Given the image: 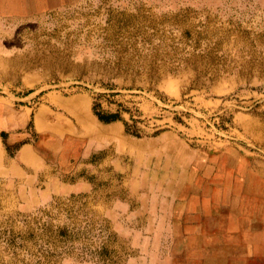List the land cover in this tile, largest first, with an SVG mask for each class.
Segmentation results:
<instances>
[{
    "label": "rangeland",
    "instance_id": "374dc122",
    "mask_svg": "<svg viewBox=\"0 0 264 264\" xmlns=\"http://www.w3.org/2000/svg\"><path fill=\"white\" fill-rule=\"evenodd\" d=\"M100 10L114 27L82 48L102 71L0 79V264L167 262L166 241L192 234L184 228L203 211L200 199L175 197L170 173L189 166L170 164L172 151L200 171L228 149L247 167L264 160V0H114ZM76 94L119 132L67 155L47 129L63 112L54 98ZM254 123L261 139L247 131Z\"/></svg>",
    "mask_w": 264,
    "mask_h": 264
},
{
    "label": "bare ground",
    "instance_id": "6f19581e",
    "mask_svg": "<svg viewBox=\"0 0 264 264\" xmlns=\"http://www.w3.org/2000/svg\"><path fill=\"white\" fill-rule=\"evenodd\" d=\"M112 1L100 0L95 5L96 0H0V79L16 81L24 70L48 75L66 71L71 74L102 71L95 57L84 54L82 44L94 45L99 35L111 32L114 23L110 20L107 26L104 25L106 16L100 8L104 2ZM253 63L260 66L262 62L255 60ZM257 125L247 127L248 133L255 135ZM196 180L191 178V186L183 183L181 193L187 195L192 189L196 190ZM245 194L248 198H244ZM225 198L230 199L227 195ZM231 205L235 219L240 212L256 218V230H246L258 234L257 246L264 245V226L260 227L264 224V182L257 180L255 184L251 181L239 198L231 199ZM226 229L235 232L239 228L230 223ZM223 239L236 240L232 235ZM245 240L247 250L244 252L189 250V258L204 260V264H247L252 259L264 260V247L252 252L248 248L254 244V239Z\"/></svg>",
    "mask_w": 264,
    "mask_h": 264
},
{
    "label": "crops",
    "instance_id": "0c3cea01",
    "mask_svg": "<svg viewBox=\"0 0 264 264\" xmlns=\"http://www.w3.org/2000/svg\"><path fill=\"white\" fill-rule=\"evenodd\" d=\"M54 99L63 112L54 115L55 123L50 124L47 130H50L51 133L60 132L59 144H61L59 147L63 149L64 153L68 152L67 155L73 153V147L82 146V144L86 143V139H89V136H91L90 138L109 143L114 131L115 133L119 132L116 127H105L93 118L89 109V99L86 95L76 94ZM46 112L45 110L38 111L36 118L39 120ZM37 124L39 128L43 127L39 121H37ZM70 132L78 133L82 139L78 140V142L68 141ZM26 151L28 152L30 149L26 148L22 152L24 156ZM179 151H172L174 157L170 164H173L178 169L180 165L186 166V168L189 166V168L182 174L176 169L170 173V177L179 184L175 197L180 199L190 195L200 199L202 201L200 211H203L201 212V222L194 226H185L184 228L185 231L193 232L192 234H183L181 238L177 239L178 233L175 230L172 235L173 238L166 241L167 248H164L162 252L166 251L174 255L171 256L170 260L161 264H204V260L190 259L189 250L200 252H244L247 250L245 246V239L247 238L254 239V244H251L248 249L252 250V252L261 251L264 245L257 246L259 241L257 239L258 234H254V236L252 232H249L256 230L255 227L258 225L256 218L248 213L240 212L238 218L235 219L231 199L239 198L243 194L244 189L251 184V181L255 184L257 180L264 182V160L256 159L251 167H247L243 158L236 155L233 150L228 149L226 150L229 153L228 156H224L223 153L212 155L207 166L200 171L182 160ZM3 157L4 152L0 147V161L4 159ZM161 175H164V173H161ZM193 177L198 181L194 186L197 189H192L191 194L183 195L180 191V186L185 181L191 182ZM202 179H206V184H202ZM182 180L183 182H181ZM170 188H173V186L170 185ZM248 194H245L246 197L244 198H248ZM226 195L230 198L228 201L225 198ZM186 219L184 218V220ZM230 223L238 225L239 229L235 232L227 230L226 225ZM263 226L264 224L260 227ZM243 227L245 228L243 229ZM231 235L233 239L238 238L233 242L223 239ZM247 264H264V260L254 261L252 259Z\"/></svg>",
    "mask_w": 264,
    "mask_h": 264
},
{
    "label": "trees",
    "instance_id": "16d2710c",
    "mask_svg": "<svg viewBox=\"0 0 264 264\" xmlns=\"http://www.w3.org/2000/svg\"><path fill=\"white\" fill-rule=\"evenodd\" d=\"M99 118L101 119V120H105V118H103V116H99ZM111 120V119H110ZM105 121H109V120H105Z\"/></svg>",
    "mask_w": 264,
    "mask_h": 264
}]
</instances>
